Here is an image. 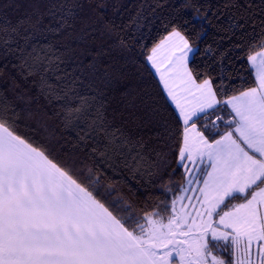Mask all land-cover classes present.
<instances>
[{
  "label": "snow or ice",
  "instance_id": "6c2138e0",
  "mask_svg": "<svg viewBox=\"0 0 264 264\" xmlns=\"http://www.w3.org/2000/svg\"><path fill=\"white\" fill-rule=\"evenodd\" d=\"M0 264H264V0H0Z\"/></svg>",
  "mask_w": 264,
  "mask_h": 264
},
{
  "label": "trees",
  "instance_id": "16d2710c",
  "mask_svg": "<svg viewBox=\"0 0 264 264\" xmlns=\"http://www.w3.org/2000/svg\"><path fill=\"white\" fill-rule=\"evenodd\" d=\"M133 0H128L129 5L131 6ZM211 31V30H210ZM159 35L158 30H154L152 33V37L155 38ZM233 64L235 65L234 67L231 65H228L227 61L225 62V67L226 70L231 71L233 74H238L239 76H243L244 80L241 81L239 79L235 80L234 83L236 84H243V86H252L253 84V77L250 74V72L247 70V65L244 61L240 60H233ZM144 82L148 85H150V91L155 95L159 88L158 85H156L155 80L153 77L148 76V74L145 72L144 73ZM183 173L182 171H177L176 175L174 176V180L177 182L181 181ZM138 198L140 200L144 199V195L142 193H138Z\"/></svg>",
  "mask_w": 264,
  "mask_h": 264
}]
</instances>
